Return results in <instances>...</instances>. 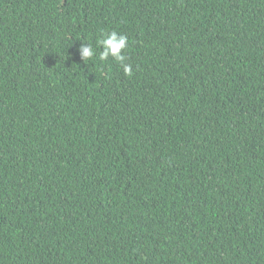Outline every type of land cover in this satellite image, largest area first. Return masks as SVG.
I'll return each instance as SVG.
<instances>
[{
  "label": "trees",
  "instance_id": "obj_1",
  "mask_svg": "<svg viewBox=\"0 0 264 264\" xmlns=\"http://www.w3.org/2000/svg\"><path fill=\"white\" fill-rule=\"evenodd\" d=\"M0 264H264V0H0Z\"/></svg>",
  "mask_w": 264,
  "mask_h": 264
},
{
  "label": "clouds",
  "instance_id": "obj_2",
  "mask_svg": "<svg viewBox=\"0 0 264 264\" xmlns=\"http://www.w3.org/2000/svg\"><path fill=\"white\" fill-rule=\"evenodd\" d=\"M97 44L102 51L99 53V59L101 61L106 60L109 56L119 62L123 68V72L126 76H130L132 73V66L125 64V56L122 54L123 50L128 45V38L125 35L119 34L116 31H111L102 36L97 41ZM79 55L83 60L93 58L96 53L91 44L82 43L79 48Z\"/></svg>",
  "mask_w": 264,
  "mask_h": 264
}]
</instances>
